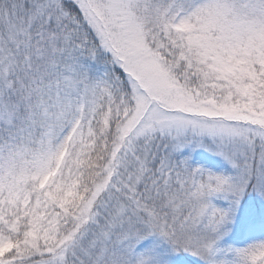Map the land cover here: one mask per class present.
I'll use <instances>...</instances> for the list:
<instances>
[{
  "label": "snow or ice",
  "instance_id": "obj_1",
  "mask_svg": "<svg viewBox=\"0 0 264 264\" xmlns=\"http://www.w3.org/2000/svg\"><path fill=\"white\" fill-rule=\"evenodd\" d=\"M0 264H264V0H0Z\"/></svg>",
  "mask_w": 264,
  "mask_h": 264
}]
</instances>
